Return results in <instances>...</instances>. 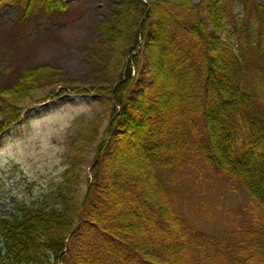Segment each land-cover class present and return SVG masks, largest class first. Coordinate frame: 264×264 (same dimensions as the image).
Wrapping results in <instances>:
<instances>
[{"label": "trees", "instance_id": "obj_1", "mask_svg": "<svg viewBox=\"0 0 264 264\" xmlns=\"http://www.w3.org/2000/svg\"><path fill=\"white\" fill-rule=\"evenodd\" d=\"M14 1L26 10L38 1L50 14L68 6ZM250 1L118 4L113 18L121 26L108 24L102 34L117 46L127 32L126 55L145 29L151 38L141 40L155 52L145 59L151 82L132 86L128 61L109 87L97 89L111 116L103 135L115 128L117 143L108 148L114 136L104 140L94 121L81 124L55 190L0 219V264H264V24L250 16ZM51 73L38 66L0 88V134L22 119L29 101L43 103L41 85L55 94ZM187 151L202 155L198 183L187 175ZM209 185L215 192L205 191ZM239 192L249 197L250 229L227 223L217 235L226 214L239 211L205 216Z\"/></svg>", "mask_w": 264, "mask_h": 264}, {"label": "rangeland", "instance_id": "obj_2", "mask_svg": "<svg viewBox=\"0 0 264 264\" xmlns=\"http://www.w3.org/2000/svg\"><path fill=\"white\" fill-rule=\"evenodd\" d=\"M121 1L67 0L66 11L50 14L40 7L38 1L26 10L25 4L19 1L0 0V88H10L28 70L48 66L52 69L48 76L52 87L56 92L61 87L65 90L56 95V92H50V88L43 91L41 85L36 98L42 99L44 96L43 103L38 104L36 99L29 101L22 119L0 134V219H6L16 205L37 204L43 196L55 190L67 169V153L77 140L81 124L89 126L94 121L104 140L114 136V143L108 148L117 143L115 128V131L112 129L109 134L103 135L111 116L108 117L106 111L108 101L97 89L109 87L121 75L128 61L132 65V86L151 82L145 59L153 53V43L148 42L146 46L145 40H141L145 35L149 40L151 38L145 29L143 33L139 30V45L132 46L133 50L126 55L120 52L122 46L128 45L127 42L124 44L127 32H124L123 40L117 46H112L110 39L102 34L108 24L121 26L113 18ZM191 2L199 4L200 0ZM262 6L264 9V0L250 1V16L256 18L261 27L264 24ZM239 10L235 9V12L232 11L234 14L229 15L231 21ZM144 20H139L140 29ZM236 38L237 35L229 41L232 46L237 43ZM137 94V89H131L132 99H136ZM193 138L196 140L195 136ZM92 157L94 159L95 154ZM187 160L191 164L187 175L198 183L199 176L204 172L202 155L187 151ZM86 181L87 177L82 176L81 182ZM84 187L82 194L86 190ZM215 190L216 187L212 188L211 185L205 188L209 192ZM227 197L223 199V204L216 202L218 209L209 212L205 218L210 220L217 211L224 216L223 213L229 212L231 207L235 208L232 213L239 211V214L231 217L227 213L219 223L222 224L220 230L214 232L225 235L222 228L227 223L234 226L236 222L241 226L247 225L245 230L250 229V216L246 219V215H249L246 212L249 197L245 192L229 193ZM229 229L233 232V228ZM173 248L176 254L182 252L175 245Z\"/></svg>", "mask_w": 264, "mask_h": 264}, {"label": "bare ground", "instance_id": "obj_3", "mask_svg": "<svg viewBox=\"0 0 264 264\" xmlns=\"http://www.w3.org/2000/svg\"><path fill=\"white\" fill-rule=\"evenodd\" d=\"M62 179V178H61Z\"/></svg>", "mask_w": 264, "mask_h": 264}]
</instances>
